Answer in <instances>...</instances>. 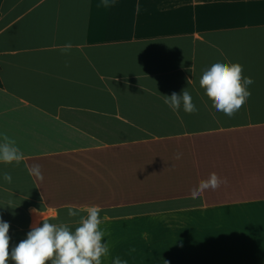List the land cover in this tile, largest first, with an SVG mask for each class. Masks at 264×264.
I'll use <instances>...</instances> for the list:
<instances>
[{
  "label": "crops",
  "instance_id": "0c3cea01",
  "mask_svg": "<svg viewBox=\"0 0 264 264\" xmlns=\"http://www.w3.org/2000/svg\"><path fill=\"white\" fill-rule=\"evenodd\" d=\"M216 62L253 81L232 117L199 85ZM184 89L194 114L164 103ZM4 134L25 156L0 163L9 251L96 205L102 264H264V0H0Z\"/></svg>",
  "mask_w": 264,
  "mask_h": 264
},
{
  "label": "clouds",
  "instance_id": "9594fccd",
  "mask_svg": "<svg viewBox=\"0 0 264 264\" xmlns=\"http://www.w3.org/2000/svg\"><path fill=\"white\" fill-rule=\"evenodd\" d=\"M104 6L107 7L108 4L105 2ZM71 47V44L63 46L65 50ZM252 83L251 78L243 76L242 65L226 62H216L211 65L203 71L199 81L212 106L228 117H232L247 102L251 95L248 89ZM164 103L173 112H178L181 107L187 114H194L197 111L192 96L186 89L180 94L164 96ZM176 158L179 159L180 155L178 154ZM24 160V153L17 146L16 141L4 134L0 138V163L19 165ZM28 170L37 180H43L40 165H31ZM3 179L7 183L12 182L10 173L5 172ZM221 183L220 178L215 173H211L207 180L200 181L198 187L191 190V197L197 199L206 190H216ZM67 207L69 217H80L79 226L75 231L70 230L68 225L63 223L43 221L42 226L32 227L26 239L11 251H9V224L0 221V264H8L9 259L13 264H45L46 261H50L51 264H102V258L110 254L108 244L102 242L105 235L100 228L103 223L100 217L102 209L96 205L80 209L74 205ZM80 212L86 215L81 216ZM147 235L146 232L142 234L143 238H147ZM113 264H127V261L116 257Z\"/></svg>",
  "mask_w": 264,
  "mask_h": 264
}]
</instances>
